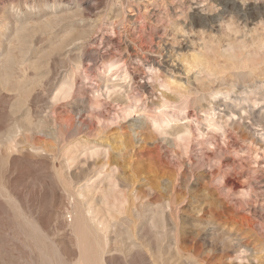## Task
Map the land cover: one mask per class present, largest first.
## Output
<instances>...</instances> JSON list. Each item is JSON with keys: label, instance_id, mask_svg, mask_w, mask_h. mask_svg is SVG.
I'll return each instance as SVG.
<instances>
[{"label": "rangeland", "instance_id": "374dc122", "mask_svg": "<svg viewBox=\"0 0 264 264\" xmlns=\"http://www.w3.org/2000/svg\"><path fill=\"white\" fill-rule=\"evenodd\" d=\"M206 1L0 0V264H264V0Z\"/></svg>", "mask_w": 264, "mask_h": 264}, {"label": "bare ground", "instance_id": "6f19581e", "mask_svg": "<svg viewBox=\"0 0 264 264\" xmlns=\"http://www.w3.org/2000/svg\"><path fill=\"white\" fill-rule=\"evenodd\" d=\"M206 1V0H205ZM248 1V0H247ZM194 2V1H193ZM201 2V1H200ZM207 2V1H206ZM211 2H212V0H211ZM250 2V1H249ZM252 2H253V0H252ZM238 3V2H237ZM254 3V2H253ZM197 4V3H196ZM202 3H200V5H201ZM210 4V3H209ZM236 5V4H235ZM244 5H246V4H244ZM205 6V5H204ZM210 6V5H209ZM208 6V8H210ZM250 6H251V3H250ZM252 6H254L253 4H252ZM198 6H194L193 8L195 9V8H197ZM203 8V7H202ZM242 9H241V11L244 13V14H246V13H248L249 11L248 10H250L249 8H247V7H245V6H242L241 7ZM200 9V8H199ZM198 9V10H199ZM204 9V8H203ZM206 11V10H205ZM210 11V10H209ZM201 12V11H200ZM197 12H195L194 14H196ZM202 13V12H201ZM211 13V12H210ZM210 13H208V14H210ZM175 60V59H174ZM168 61V60H167ZM169 62V61H168ZM180 64V63H179ZM169 65L170 66H172V67H175L176 68V66H177V63H173V62H169ZM182 65V64H181ZM169 66V67H170ZM183 66V65H182ZM169 67H167V68H169ZM181 67V66H180ZM185 69V68H184ZM184 69L182 70H180V71H182V72H184ZM186 73V72H185ZM158 125V124H157ZM156 128V127H155ZM184 130H185V128H184ZM82 203V202H81ZM83 204V203H82ZM87 205V204H86ZM80 206H81V204H80ZM83 206V205H82ZM81 206V207H82ZM85 208V207H84ZM90 209V208H89ZM89 209H87L88 211H90ZM85 210V209H84ZM86 210V211H87ZM87 211V212H88ZM84 215H85V212H84ZM89 216V215H88ZM90 219V218H89ZM88 219V220H89ZM29 222H30V220H29ZM31 223V222H30ZM94 224V223H93ZM78 225V224H77ZM37 230V229H36ZM75 230V229H74ZM101 231V230H100ZM104 232V231H103ZM102 232V233H103ZM95 236V235H94ZM76 237V236H75ZM78 239V238H77ZM97 241H95V243H96ZM99 242V241H98ZM100 246V245H99ZM98 246V247H99ZM94 249H95V247H94ZM97 249V248H96ZM77 250V249H76ZM82 250V249H81ZM92 252V251H91ZM78 254V253H77ZM99 256H97V250H94V252H93V254H92V256H89L88 255V253H83V255H82V258H83V262H84V264H102L101 263V261L99 260V258H98ZM104 262V261H103Z\"/></svg>", "mask_w": 264, "mask_h": 264}, {"label": "clouds", "instance_id": "9594fccd", "mask_svg": "<svg viewBox=\"0 0 264 264\" xmlns=\"http://www.w3.org/2000/svg\"><path fill=\"white\" fill-rule=\"evenodd\" d=\"M240 2L243 4V3H246L247 0H240ZM254 2L257 3V4H259L261 2V0H254Z\"/></svg>", "mask_w": 264, "mask_h": 264}]
</instances>
